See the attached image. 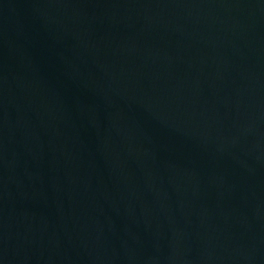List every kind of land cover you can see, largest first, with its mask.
Listing matches in <instances>:
<instances>
[{"label":"water","instance_id":"water-1","mask_svg":"<svg viewBox=\"0 0 264 264\" xmlns=\"http://www.w3.org/2000/svg\"><path fill=\"white\" fill-rule=\"evenodd\" d=\"M0 264H264V0H0Z\"/></svg>","mask_w":264,"mask_h":264}]
</instances>
